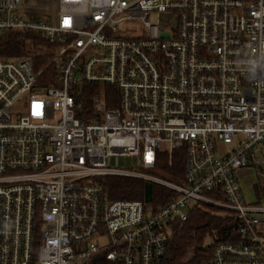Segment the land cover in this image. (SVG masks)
<instances>
[{
	"label": "built area",
	"instance_id": "obj_1",
	"mask_svg": "<svg viewBox=\"0 0 264 264\" xmlns=\"http://www.w3.org/2000/svg\"><path fill=\"white\" fill-rule=\"evenodd\" d=\"M164 12L174 26L150 23ZM11 29L47 39L54 75L33 55L0 59V264H160L194 207L237 222L201 264H264V203L238 175L254 167L264 185V0H55L51 18L0 0ZM175 152L182 173L163 177ZM106 176L171 195L109 199Z\"/></svg>",
	"mask_w": 264,
	"mask_h": 264
},
{
	"label": "trees",
	"instance_id": "obj_2",
	"mask_svg": "<svg viewBox=\"0 0 264 264\" xmlns=\"http://www.w3.org/2000/svg\"><path fill=\"white\" fill-rule=\"evenodd\" d=\"M52 45L37 31L8 30L0 32V59L33 55L35 70L42 75H54L53 67L47 64ZM50 80H44L49 83ZM43 82V83H44ZM99 85H93L97 88ZM107 106L115 105L113 96L116 89L113 86L105 87ZM93 90V88L91 89ZM93 92V91H92ZM160 170L170 176L181 175L183 170V155L175 152L172 166L167 162L161 163ZM103 189L109 199L137 200L143 198L144 181L126 176H106L102 180ZM257 201L264 203V185L255 188ZM152 201L161 204L167 200L171 191L160 184H152ZM237 222L224 214L210 211L203 207H194L186 220L173 221L170 238L160 264H201L209 255L212 245L224 241L235 234ZM211 238V243L205 244V239ZM87 264H119L107 260L103 252L95 254Z\"/></svg>",
	"mask_w": 264,
	"mask_h": 264
},
{
	"label": "rangeland",
	"instance_id": "obj_3",
	"mask_svg": "<svg viewBox=\"0 0 264 264\" xmlns=\"http://www.w3.org/2000/svg\"><path fill=\"white\" fill-rule=\"evenodd\" d=\"M25 6L28 10L32 11L33 13L37 15H42V17L45 16H51L54 14L55 11V0H25ZM158 20L160 21H168L170 26H174L176 22V14L171 12H164L160 13L158 16L156 13H152L150 15V23L153 25L158 24ZM131 27L136 28L135 34L139 35H146L142 34L144 29L142 28V25L137 22L133 21L130 24ZM144 33V32H143ZM224 148V146H221ZM119 163L123 167L131 168L133 165V159L130 157H124L120 158ZM239 175V183L242 188V192L248 201H254L256 198L254 186L257 182L256 177V170L254 167L248 166L244 169H241L238 173ZM163 177H168L165 172L162 173ZM261 222L259 224V229H261L264 232V217L260 216ZM211 243V238L207 237L205 239V244Z\"/></svg>",
	"mask_w": 264,
	"mask_h": 264
},
{
	"label": "water",
	"instance_id": "obj_4",
	"mask_svg": "<svg viewBox=\"0 0 264 264\" xmlns=\"http://www.w3.org/2000/svg\"><path fill=\"white\" fill-rule=\"evenodd\" d=\"M151 190H152L151 183L150 182H145L144 183V193H143L144 201H146V202L150 201V199H151Z\"/></svg>",
	"mask_w": 264,
	"mask_h": 264
}]
</instances>
